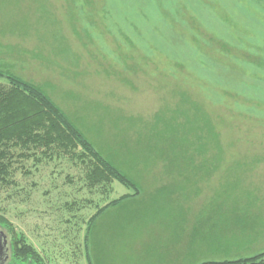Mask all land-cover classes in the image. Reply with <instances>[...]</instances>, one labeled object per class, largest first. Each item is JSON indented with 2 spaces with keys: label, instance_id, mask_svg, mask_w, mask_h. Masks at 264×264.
<instances>
[{
  "label": "rangeland",
  "instance_id": "1",
  "mask_svg": "<svg viewBox=\"0 0 264 264\" xmlns=\"http://www.w3.org/2000/svg\"><path fill=\"white\" fill-rule=\"evenodd\" d=\"M0 70L40 86L141 189L96 217L86 246L95 206L128 191L89 192L60 164L18 176L0 217L33 264L264 251V0H0Z\"/></svg>",
  "mask_w": 264,
  "mask_h": 264
},
{
  "label": "trees",
  "instance_id": "2",
  "mask_svg": "<svg viewBox=\"0 0 264 264\" xmlns=\"http://www.w3.org/2000/svg\"><path fill=\"white\" fill-rule=\"evenodd\" d=\"M50 164L79 169L77 176L89 192L101 190L106 194L113 182L128 191V194L102 206H95L96 213L90 215L86 222L87 234L101 213L140 196V187L97 150L40 86L24 81L9 71L0 70V191L12 197L21 190L17 184L18 176L27 180ZM74 179L75 176L72 179L68 174L66 185L72 184ZM71 207L67 206L68 210ZM0 223H5L8 228L13 258L19 253L24 263L33 264V249L25 244L3 217H0ZM88 237L89 234L85 239L86 246L89 245ZM88 264H91L90 260ZM200 264H264V251L248 257Z\"/></svg>",
  "mask_w": 264,
  "mask_h": 264
},
{
  "label": "flooded vegetation",
  "instance_id": "3",
  "mask_svg": "<svg viewBox=\"0 0 264 264\" xmlns=\"http://www.w3.org/2000/svg\"><path fill=\"white\" fill-rule=\"evenodd\" d=\"M3 234L6 236V234L4 232H3ZM6 241H7V243H6V248H5V258L0 259V264H21L22 261L20 259V256H15L13 258L12 243H11L10 239H7V236H6Z\"/></svg>",
  "mask_w": 264,
  "mask_h": 264
},
{
  "label": "water",
  "instance_id": "4",
  "mask_svg": "<svg viewBox=\"0 0 264 264\" xmlns=\"http://www.w3.org/2000/svg\"><path fill=\"white\" fill-rule=\"evenodd\" d=\"M6 236L0 230V259L5 258Z\"/></svg>",
  "mask_w": 264,
  "mask_h": 264
}]
</instances>
